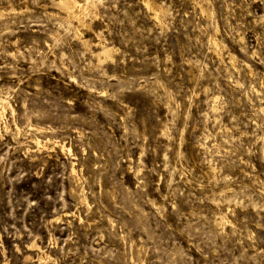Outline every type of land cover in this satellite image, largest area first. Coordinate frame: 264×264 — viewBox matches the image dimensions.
<instances>
[{
    "label": "rangeland",
    "instance_id": "1",
    "mask_svg": "<svg viewBox=\"0 0 264 264\" xmlns=\"http://www.w3.org/2000/svg\"><path fill=\"white\" fill-rule=\"evenodd\" d=\"M143 1L0 0V264H264V0Z\"/></svg>",
    "mask_w": 264,
    "mask_h": 264
},
{
    "label": "bare ground",
    "instance_id": "2",
    "mask_svg": "<svg viewBox=\"0 0 264 264\" xmlns=\"http://www.w3.org/2000/svg\"><path fill=\"white\" fill-rule=\"evenodd\" d=\"M143 2H145V4L147 3L148 7L155 9L152 1L144 0ZM58 3H59V6H61V8L65 9L66 11L69 12V14H70L69 17L72 16L74 18H76V17L79 18V21H78V23L80 22L79 26H81V24L85 23V21H84L85 19H83V18H85L84 17L85 15H88L89 13H92L95 15L97 13L96 9L93 8V5H94L93 0H85L83 2L78 1V0H58ZM154 13H155V11H154ZM156 13L153 14V16L156 15ZM1 14H2V11L0 10V15ZM72 17H70V18H72ZM154 18H156V17H154ZM68 20H66V21H68ZM75 29H76L77 37L82 38L81 31H80L79 27H76ZM83 43L86 46L88 45V43L85 40H83ZM93 43H94V47H96V50H93V51L90 50V51L92 52V54H94L93 56L97 57L98 61H101L102 59H106V58L111 57L112 49L106 45H103L101 42V39L99 37H97V39ZM88 49H90V48H88ZM3 108H4V106H2V110H3ZM1 264H8V263L2 262Z\"/></svg>",
    "mask_w": 264,
    "mask_h": 264
}]
</instances>
